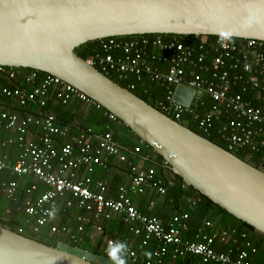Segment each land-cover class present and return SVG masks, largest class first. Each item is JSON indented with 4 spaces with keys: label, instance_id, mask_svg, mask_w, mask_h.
Instances as JSON below:
<instances>
[{
    "label": "built area",
    "instance_id": "obj_1",
    "mask_svg": "<svg viewBox=\"0 0 264 264\" xmlns=\"http://www.w3.org/2000/svg\"><path fill=\"white\" fill-rule=\"evenodd\" d=\"M214 52L215 56L206 63L203 57L196 56L193 48L177 39L166 40L159 35L152 38L134 36L99 40V51L85 61L105 76L114 74L123 81L129 76L144 77L164 88L167 96L164 102L158 103V111L170 115L179 124L184 115H189L201 132L208 133L216 123L222 122L218 133L229 152L244 148L258 152L264 147V141L257 142V136L264 134V42L241 40L230 44L224 39ZM149 62H156L158 66ZM3 83L14 85L2 87V95L19 108L34 104L45 109L51 92L64 108L74 102L101 108L60 79L51 76L38 79L36 73L25 72V69L0 66V86ZM128 86L131 90L134 88L131 84ZM178 86L193 91L189 107L173 101ZM205 99L213 106L203 114L196 113L195 109L203 107ZM105 116L112 122L117 121L108 112ZM140 151L139 147L129 152L123 150L113 142L110 133L99 138L90 134L72 136L67 127L57 125L52 113L33 116L0 109V152H3L0 173L16 178L0 183V198L14 202L19 181H30L29 192H37L35 198L29 197L24 203L26 228L20 229L19 234L27 231L37 235L49 227L51 234H64L70 241L82 243L80 236L90 225V217L111 220L117 216L129 225L130 236L142 239V246L155 245L151 259H145L138 258L128 237L120 241L127 245L126 256L133 263L164 264L166 259L173 262L194 256L199 258L198 264H251L250 257L255 249L248 244L245 249L235 247L236 251L233 248L227 252L217 250V246L229 242L237 245L234 231L207 233L212 224L205 223L194 234V239H186L188 214L176 215L164 226L138 211L135 198L148 192L160 195L166 192L152 170L142 169L129 161V156L136 157ZM112 161L127 166L128 183L119 186L112 198H107L106 183L95 180L94 176L97 171L107 173ZM259 167L264 169V161ZM60 202H67V206L73 203L88 215L76 217L74 234L67 226H49L59 212ZM94 230L101 233L99 226ZM114 242L106 243L107 250Z\"/></svg>",
    "mask_w": 264,
    "mask_h": 264
},
{
    "label": "water",
    "instance_id": "obj_2",
    "mask_svg": "<svg viewBox=\"0 0 264 264\" xmlns=\"http://www.w3.org/2000/svg\"><path fill=\"white\" fill-rule=\"evenodd\" d=\"M221 37L264 42V0H0V66L60 79L96 102L179 177L264 235V169L256 168L122 88L75 49L108 38ZM193 91L173 101L189 107ZM0 264H114L63 242L48 246L0 225Z\"/></svg>",
    "mask_w": 264,
    "mask_h": 264
},
{
    "label": "trees",
    "instance_id": "obj_3",
    "mask_svg": "<svg viewBox=\"0 0 264 264\" xmlns=\"http://www.w3.org/2000/svg\"><path fill=\"white\" fill-rule=\"evenodd\" d=\"M155 36H145L147 38L156 37ZM166 40L177 39L185 46L193 48L197 57H203L206 63H209L215 56L214 50L219 48L224 38L221 37H207L205 38V43H202L203 37L195 36H161ZM128 38V37H126ZM230 44H237L241 42L238 39H228ZM201 48V50H200ZM99 51V41L87 43L83 46L75 49V54L83 60H87L94 52ZM153 65H157L156 62H149ZM156 63V64H154ZM158 66V65H157ZM160 66V65H159ZM162 69H165L162 66ZM25 72L36 73L38 79L47 77L48 75L35 72L31 70H25ZM113 82L117 83L124 89H128L135 96L143 100L148 105L159 110L158 103L160 101H165L167 96V91L164 88L157 86L156 84L150 83L144 77L129 76L127 81L120 80L114 74L106 75ZM129 84L134 86L131 90ZM2 87H14L12 84L3 83L0 86V109L4 111H16L21 115H33L37 116L39 113H52L56 118V123L59 126H65L70 130L72 136H78L80 134H90L97 138L101 137L105 133H110L113 142L125 151H132L135 147L140 148V154L136 157L129 156V161L134 164L139 165L142 169L152 170L156 179H158L162 186L166 189L164 195L157 194L155 192H148L144 196L137 197L134 199L138 211L147 217L155 218L164 226L167 225L176 215L186 213L189 216L188 226L189 230L184 235L186 239H194V234L204 226L205 223L212 224V229L207 230V233L217 232L230 233L234 231L236 233L235 238L237 240V245H233L229 242L224 246H217V250L221 252H227L229 249L235 247L246 248V245H250L255 249V254L250 257L251 264H264V235L257 233L250 226L238 221L224 210L214 205L206 197L202 196L193 188L187 186L179 177L172 174L165 166L162 165V159L146 144L142 143L126 126H124L118 120L115 122L110 121L106 116V111L103 108L95 109L94 112H86L87 105L80 103H72L68 107L64 108L59 105L54 97V92L50 93V99L48 105L45 109H40L37 105L31 104L25 108H19L14 102L5 98L2 95ZM246 98H248L246 96ZM257 106V103H253ZM213 103L210 100L205 99L203 107H197L195 112L198 114H203L204 112L211 109ZM86 107V110H85ZM90 107V106H88ZM171 118L170 115L167 114ZM181 125L190 129L194 133L200 135L206 140L212 142L213 144L223 148L228 151L227 145L218 133L219 127L222 122L215 124V127L208 133L201 132L197 124L193 121L192 117L189 115H184L182 120H180ZM118 131H122L123 135L126 133V138L123 136L121 139L118 136ZM128 132V133H127ZM264 141V134H259L257 136V142ZM3 152H0L2 155ZM233 154L247 162L248 164L258 168L260 164L264 161V147L260 148L258 152L250 151L248 148L239 149L234 151ZM118 164V163H117ZM145 164L154 165V168H147ZM144 165V166H143ZM4 174L6 179L2 180L10 182L16 178L10 176L7 173ZM106 176L113 175L112 181H104L107 185V198H112L119 186L128 183V169L124 164H118L117 167L110 166L109 171L104 173ZM103 175V176H104ZM115 175V176H114ZM0 182V183H1ZM20 187L17 193L16 200L14 202L7 201L8 205L2 210L0 214V225L6 229L13 232L19 233L20 229L26 228V215L24 211V203L27 197L35 198L37 192H29L32 183L30 181H19ZM40 191H44L43 188ZM24 197L25 200H24ZM24 201V202H23ZM67 202L59 203V212L61 209L64 213V218L66 215L69 217L71 213L75 214V221L78 215H86L84 212L78 210L72 203L71 206H67ZM57 214V215H58ZM56 215V216H57ZM55 216V217H56ZM91 218V223L85 229V234L80 236L83 239L82 243H74L67 239V235L64 234H51L49 227L43 228L41 232L37 235H32L27 231L22 235L29 238L35 239L40 243L48 246H55L59 242L66 243L71 246L79 247L87 252L105 256H109V251L105 253L101 249V242L103 240L105 244V249L107 247V242L113 240L115 242L122 241L125 238H129L133 243V249L138 254V258L151 259L152 252L155 250L154 244H149L148 246H142L141 238H134L129 235V225L126 224L121 217H113L111 220H105L103 218L95 219ZM65 219L59 222L57 225L59 227L65 225ZM53 218L51 219V221ZM50 221L49 226L54 225ZM95 226L101 228V233H96L94 229ZM76 232V230H75ZM245 237L242 238L241 236ZM79 236V235H78ZM139 247H142L139 249ZM126 264H139L133 263L127 256H125ZM199 258L194 256H187L180 258L176 261H170L166 259L164 264H198Z\"/></svg>",
    "mask_w": 264,
    "mask_h": 264
},
{
    "label": "crops",
    "instance_id": "obj_4",
    "mask_svg": "<svg viewBox=\"0 0 264 264\" xmlns=\"http://www.w3.org/2000/svg\"><path fill=\"white\" fill-rule=\"evenodd\" d=\"M75 103V102H74ZM77 103V102H76ZM86 107H87V110H86ZM85 107V110H86V112H91V111H93L94 112V110H93V107H88V106H86ZM120 164L119 162H117V161H112V164H113V167H117L118 166V164ZM104 173L103 172H101V171H97L96 172V174H95V176H94V179L95 180H104V181H106V182H108V181H112V178H113V175H110V176H106V175H104ZM115 176V175H114ZM5 180L6 179V177H5V175L4 174H0V182L2 181V180ZM105 182V183H106ZM126 185V184H125ZM25 198L26 197H24V200H25ZM27 199H28V197H27ZM24 202V201H23ZM8 205V203L6 202V200L4 199V198H0V214H1V212H2V210L3 209H5L6 208V206ZM63 219H65L64 218V213H63V210L61 209V211H60V213L56 216V217H54L53 218V220L51 221L52 223H54V225H57L59 222H61ZM65 225L64 226H67L70 230H71V232L74 234L75 233V230H76V227H77V223H76V221H75V214L73 213H71V215L68 217L67 215H66V219H65ZM58 226V225H57ZM94 230V229H93ZM67 239H69L68 238V236H67ZM102 249V251H107L108 252V250H107V247H106V249L105 248H101Z\"/></svg>",
    "mask_w": 264,
    "mask_h": 264
},
{
    "label": "clouds",
    "instance_id": "obj_5",
    "mask_svg": "<svg viewBox=\"0 0 264 264\" xmlns=\"http://www.w3.org/2000/svg\"><path fill=\"white\" fill-rule=\"evenodd\" d=\"M108 251L114 264H126L125 256L127 252V245L124 242H114L109 247Z\"/></svg>",
    "mask_w": 264,
    "mask_h": 264
},
{
    "label": "rangeland",
    "instance_id": "obj_6",
    "mask_svg": "<svg viewBox=\"0 0 264 264\" xmlns=\"http://www.w3.org/2000/svg\"><path fill=\"white\" fill-rule=\"evenodd\" d=\"M118 133V136L120 137V139L124 136V135H126V133L123 135V132L121 131H118L117 132ZM128 133V132H127ZM123 135V136H122ZM125 138H126V136H124ZM144 166V165H143ZM145 167H147V168H154V165H150V164H145ZM101 248H105V244H104V242H103V240H102V242H101Z\"/></svg>",
    "mask_w": 264,
    "mask_h": 264
}]
</instances>
